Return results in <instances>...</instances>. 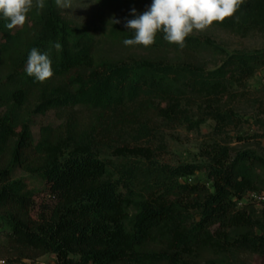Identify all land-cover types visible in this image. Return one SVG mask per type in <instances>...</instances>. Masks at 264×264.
<instances>
[{"label": "trees", "instance_id": "trees-1", "mask_svg": "<svg viewBox=\"0 0 264 264\" xmlns=\"http://www.w3.org/2000/svg\"><path fill=\"white\" fill-rule=\"evenodd\" d=\"M36 2L23 27L9 30L0 13V259L252 264L251 257H264V200L246 198L264 193V152L246 142L264 151V107L251 116L257 129L244 134L252 118L240 106L264 70V43L232 50L190 34L180 48L159 31L151 46H127L134 51L112 57L56 0H43L42 9ZM131 19L112 21L117 41L134 38L125 26ZM213 25L241 36L264 33V0H243L232 18ZM34 47L52 61L44 82L25 71ZM51 109L63 112V122L43 125L36 140L33 115ZM210 119L203 160L161 159L153 146L160 125L200 130ZM17 168L42 180L53 206L34 213L36 191L15 176ZM200 171L211 184L183 180Z\"/></svg>", "mask_w": 264, "mask_h": 264}, {"label": "rangeland", "instance_id": "rangeland-1", "mask_svg": "<svg viewBox=\"0 0 264 264\" xmlns=\"http://www.w3.org/2000/svg\"><path fill=\"white\" fill-rule=\"evenodd\" d=\"M150 4H142L137 6L117 8L105 7L101 5L98 0H71V7L63 8L64 14L74 23L86 27L91 31L97 39L99 50L112 57H123L130 54L132 51L124 43L115 39L110 33L112 21L123 20L127 18H137L145 11L149 10ZM132 9L136 10V14H132ZM192 35H210L217 41L226 45L232 50L235 49H255L261 47L264 43V33L254 32L248 36H241L240 34L230 32L211 25L203 31L193 30ZM257 100V101H256ZM262 103V106L260 105ZM241 109L246 113V118L250 119L246 123L241 132L244 134L252 133L257 129V125H253L254 114L264 107V70H261L257 75L250 80L249 95L247 99L240 102ZM264 118V112L261 114ZM63 112L51 109L43 114H34L32 118V130L36 140L40 138V132L43 125L52 124L58 125L63 122ZM214 121L209 120L202 126L200 130H191L186 126H159V133L153 139V146L159 150L160 157L163 161L171 164L180 162L201 161V147L203 142L211 137ZM254 147L261 152L263 148L259 146L258 141L249 140ZM245 144V141L243 142ZM264 145V143H263ZM16 177H26L30 185L35 189V207L34 213L37 214L45 206H53L55 198L50 195L44 187L42 180L33 176L30 173L17 168L15 170ZM184 181H204L209 184L211 182L202 171L197 172L196 175L183 178ZM251 199V197H247ZM25 262H29L25 260ZM252 264H264V257H251ZM0 264H9L7 261L0 259ZM38 264H58L54 254L41 256Z\"/></svg>", "mask_w": 264, "mask_h": 264}, {"label": "clouds", "instance_id": "clouds-1", "mask_svg": "<svg viewBox=\"0 0 264 264\" xmlns=\"http://www.w3.org/2000/svg\"><path fill=\"white\" fill-rule=\"evenodd\" d=\"M242 3L243 0H152L149 10L127 20L125 26L134 30V38L125 39L123 43L126 46L148 47L154 44L157 32L162 31L167 42L183 48L185 39L194 29L203 31L214 22L222 23L232 18ZM56 4L68 8L71 7V0H56ZM32 6L33 0H0V13L10 21L6 27L9 30L23 27ZM44 6L43 0H37L36 7L42 9ZM132 14H136L135 9H132ZM54 46L57 50L61 48L60 43ZM25 71L39 82L50 79L53 69L49 55L32 48Z\"/></svg>", "mask_w": 264, "mask_h": 264}, {"label": "built area", "instance_id": "built-area-1", "mask_svg": "<svg viewBox=\"0 0 264 264\" xmlns=\"http://www.w3.org/2000/svg\"><path fill=\"white\" fill-rule=\"evenodd\" d=\"M254 198L257 199L258 201L264 200V193H258V192H249L246 196V198Z\"/></svg>", "mask_w": 264, "mask_h": 264}]
</instances>
